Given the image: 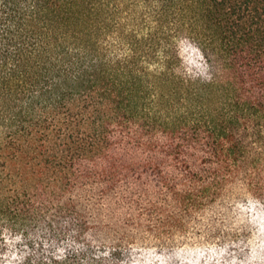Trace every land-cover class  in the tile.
<instances>
[{"label": "trees", "instance_id": "1", "mask_svg": "<svg viewBox=\"0 0 264 264\" xmlns=\"http://www.w3.org/2000/svg\"><path fill=\"white\" fill-rule=\"evenodd\" d=\"M0 264H264V0H0Z\"/></svg>", "mask_w": 264, "mask_h": 264}]
</instances>
